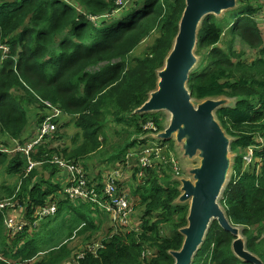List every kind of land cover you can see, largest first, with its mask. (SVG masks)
Segmentation results:
<instances>
[{
  "label": "trees",
  "instance_id": "obj_1",
  "mask_svg": "<svg viewBox=\"0 0 264 264\" xmlns=\"http://www.w3.org/2000/svg\"><path fill=\"white\" fill-rule=\"evenodd\" d=\"M252 1L237 0L228 50L218 47L228 21L204 18L195 50L203 61L191 72L188 89L197 101L235 102L216 112L233 139L235 154L220 203L233 225L242 228L247 250L264 263V152H254L262 162L253 167L245 168L244 161L249 147L258 144L256 136L264 135V40ZM185 7L186 0H0V171L19 179L0 186V202H13V207L0 210V264L175 263L170 252L182 248L180 230L187 227L189 213L186 205H176L180 183L172 180L167 166L160 172L149 168L140 178V158L128 161L127 156L151 142L142 139L149 122L163 131L161 114L134 113L157 88V74L172 50ZM92 17L99 18L97 24ZM149 37L155 38L149 52L131 58ZM237 41L256 52L252 61L234 49ZM30 106L40 109L34 123ZM52 108L61 112L53 120L57 130L33 149L29 157L39 165L26 176L28 156L8 151L16 149L15 143L27 146L32 126L40 127L54 113ZM122 125L127 136L116 129L119 141L112 143L108 133ZM173 141L164 144L173 149ZM57 158L80 167L99 192L112 172L128 169L127 177L118 180V195H126L134 208L131 222L137 230L115 224L90 202L71 200L65 194L67 182L56 178L63 172L54 162ZM130 170L139 181L134 189L127 185ZM52 206L57 208L48 218L52 220H40L39 213ZM8 220L23 229L8 230ZM53 222L58 225L52 227ZM106 223H111L107 232L93 239ZM40 226L49 235L47 241ZM88 233L84 248H70L69 241ZM65 234L68 242L63 241ZM56 239L58 248L41 257L43 244L50 247ZM233 241L213 222L193 264H246L234 255ZM96 243L100 248L94 253L89 247ZM80 254L84 257L78 260Z\"/></svg>",
  "mask_w": 264,
  "mask_h": 264
},
{
  "label": "water",
  "instance_id": "obj_2",
  "mask_svg": "<svg viewBox=\"0 0 264 264\" xmlns=\"http://www.w3.org/2000/svg\"><path fill=\"white\" fill-rule=\"evenodd\" d=\"M237 0H186L173 47L158 72L157 88L136 115L166 112L167 128L154 139L175 140L184 160L200 161L185 169L189 178H180V197L176 205L190 203L187 227L180 230L182 248L171 251L174 264H193L213 222L234 237V255L246 264H264L247 250L240 227L229 220L220 201L233 166L232 139L216 118V112L231 107V99H207L195 103L188 89L190 74L198 64L195 50L200 26L207 16L219 17L235 10Z\"/></svg>",
  "mask_w": 264,
  "mask_h": 264
},
{
  "label": "built area",
  "instance_id": "obj_3",
  "mask_svg": "<svg viewBox=\"0 0 264 264\" xmlns=\"http://www.w3.org/2000/svg\"><path fill=\"white\" fill-rule=\"evenodd\" d=\"M1 49H3L4 54L8 51L6 47H2ZM48 106L51 107L50 104H48ZM52 109L54 110V113L48 116L40 125L37 138L35 140L28 143L25 147L17 143L16 151H22L28 156V166L26 168L27 174H29L39 165V163L32 161L29 157L33 149L39 145L46 136L51 135L57 130V125H55L53 120L59 117L61 112L57 109ZM144 130L147 131V134L143 136L142 139L147 138V136H154L160 132H163L159 131L152 122H149L147 125H145ZM256 139L258 144L249 147L248 154H246L244 157L245 168L253 167L256 161L260 163L262 162V159L254 158V152L256 150L264 152V135L259 134L256 136ZM136 156L140 158L139 163L141 172L139 176L141 178L149 168L156 169L160 172L164 166H167L171 169L174 181L178 182L179 179L183 177L182 165L175 156L173 157L172 150L168 145H156L155 143H150L141 152H132L128 154L127 160L129 161ZM54 162L57 163L68 174L65 194L71 200H83L90 202L109 214L115 224L118 223L120 226L133 228L131 218L134 214V208L130 205V201L126 195H118V180L123 179L124 172L119 170L112 172L104 183L103 191L99 192L98 188L89 185L85 173L80 167L70 164L64 160H59L58 158L55 159ZM259 168L260 166L258 169ZM9 205L10 204L0 203V210H4ZM11 207L13 206L11 205ZM56 213V206H52L50 208L43 209L39 213V217L41 218L40 220H43L44 218L48 219L49 217L54 216ZM6 226L8 230H12L13 232H18L23 229V225L17 226L13 220H8L6 222ZM98 248H100V245L99 243H96L93 246H90L89 250L95 253ZM151 254L152 252H150L148 255ZM83 257L84 255L80 254L78 256V260L82 259Z\"/></svg>",
  "mask_w": 264,
  "mask_h": 264
},
{
  "label": "rangeland",
  "instance_id": "obj_4",
  "mask_svg": "<svg viewBox=\"0 0 264 264\" xmlns=\"http://www.w3.org/2000/svg\"><path fill=\"white\" fill-rule=\"evenodd\" d=\"M128 3V2H127ZM116 4L118 5V6H120V7H126V6H124L125 5V3L123 2V1H117L116 2ZM252 4L254 5V6H256L257 8H258V13H257V16L255 17V19H256V21H257V23H258V26H259V28H260V32H261V36H262V38H263V40H264V0H254V1H252ZM239 7L240 6H238L237 7V9H235V10H231V11H228V12H225V13H223L221 16H219L218 18L219 19H221V20H223V18L225 19V20H227L228 21V23L225 25V34H224V40H223V42L220 44V45H218V47L219 48H222L223 50H228V48L230 47V37L228 36V32H229V28L231 27V26H229L230 25V23L233 21V17H235L236 16V14L238 13V11H239ZM118 14H116V16H117ZM91 20L93 21V22H95L96 24L98 23V20H99V18H96V17H92L91 18ZM155 34V33H154ZM154 37H149L148 39H146V40H144L136 49H134V51L132 52V55L130 56L131 58H134V57H141V56H143V55H145V54H147L148 52H149V46L153 43V41H154ZM234 49L237 51V52H244L245 54H246V59L248 60V61H252L255 57H256V52L255 51H253V50H250L248 47H246L241 41H237L235 44H234ZM196 58L198 59V64H197V66H199L200 64H201V62L203 61V56L201 55V54H196ZM196 66V67H197ZM193 101L195 102V103H197L198 104V102H200V101H197V100H195V99H193ZM231 102H232V104H231V107L235 104V102H234V100H230ZM38 108V107H37ZM39 110L40 109H38V111L35 109V108H33L32 106H30L29 107V109L27 110L28 111V113H29V115H30V119H31V121H32V123H34L35 122V117H36V115H37V113H39ZM159 114H161V116H162V119H163V123H162V127H163V131L167 128V126H168V123H169V119H170V115L168 114V113H166V112H161V113H159ZM35 126L33 125V127L32 128H34ZM116 129H118V131L117 132H120L121 134H122V136H123V138H125L126 136H127V129L122 125V126H119V128H115L114 127V129H112V130H114V131H111V132H109L108 133V135L110 136V138H111V142L112 143H115V142H118L119 141V137L116 135V134H114L115 133V130ZM230 137V136H229ZM231 138V137H230ZM146 139V138H145ZM147 139H148V141L149 140H151V142H149L148 144H150V143H155L156 145H159V144H164L165 142H162V141H159V140H156V139H154V137H152V136H147ZM232 139V138H231ZM139 140H141V139H139ZM174 140V139H173ZM233 140V139H232ZM147 141V142H148ZM173 143H174V148L173 149H171L172 150V155H173V157L175 156L176 157V159L177 160H179V162H180V164L182 165V168H183V177L182 178H189V176H188V174H187V172L185 171V169L186 168H188V167H193V166H199L200 165V161L199 160H196V161H188L187 159L186 160H184L183 159V157H182V153H181V151L179 150V148L176 146V142H175V140L173 141ZM54 144H57L56 142L54 143ZM142 143H141V141H139V143H138V145H141ZM148 144H145V145H148ZM15 145L17 146V143H15ZM164 145H167V144H164ZM18 148V147H17ZM8 153L9 154H25V153H23L22 151H16V149H13V150H11V149H9V151H8ZM26 155V154H25ZM27 157V156H26ZM98 158H99V155L97 156ZM232 158H233V164H234V158H235V154H233L232 153ZM89 159H90V157H88L87 159L85 158V160H87L86 162L87 163H89L90 161H89ZM93 162L94 163H97V159L94 157L93 158ZM80 165H84L82 162H80ZM62 169V168H61ZM88 169H89V167H88ZM133 169V168H132ZM131 169V170H132ZM96 172H95V174L96 175H98L99 174V172H100V167H97L96 169ZM127 170L128 169H126L125 171H124V175H125V178L127 177V175H128V173H127ZM130 170V171H131ZM42 171V172H41ZM41 174L44 172V170L43 169H41L40 171H39ZM231 174H233V171H232V169H231V172H230V176H229V181H230V178H231ZM25 175L27 176L28 174L27 173H25ZM62 174L61 173H59L58 175H57V179L58 180H60L61 178H62ZM64 177V176H63ZM140 177V176H139ZM124 178V179H125ZM141 178V177H140ZM68 178H66V180H67ZM17 180H19L18 178H17ZM172 180L174 181V179L172 178ZM67 182V181H66ZM16 183V181H14L13 182V178L11 177V176H7V175H5V172L4 171H0V186H2V185H6V186H8V185H14ZM138 183H139V181L138 180H134L133 179V172L131 171V175H130V177H128L127 178V185L128 186H130V187H132L133 189L135 188V187H137V185H138ZM66 185H67V183L65 184V187H66ZM134 200V199H133ZM0 203H3V204H10L9 206H7V207H11V205L13 204V202H12V200H6V201H2V202H0ZM134 204H137V200H134V202H133ZM186 206L187 207H189L190 206V203H187L186 204ZM6 207V208H7ZM5 208V209H6ZM138 210V209H137ZM49 220V219H48ZM50 220H52V219H50ZM49 220V221H50ZM47 220H45V221H43V222H45V223H43V224H47L48 222H46ZM52 225V227H55L56 225H58V222H53V224H51ZM110 225H111V223L109 224V223H106V224H104V225H102L101 226V228H102V231H99L94 237H93V239L94 238H97V237H99V235L100 236H103V234L105 233V232H107V229L110 227ZM131 230L132 231H136L137 229H133V228H131ZM241 230H242V228H241ZM39 232H42V234L44 235V239L46 238V241L48 240V238H47V236H49V235H47V234H45L46 233V229L44 228V226H40V228H39V230H38ZM243 234V233H242ZM88 235H90L89 233L88 234H86L85 236H82V237H76L75 239H73L72 241H69L68 242V234H65V237H63V241L64 242H68L69 243V246H70V248H77V247H79V248H84V244L86 243V242H82V239H85ZM242 237H244V235L242 236ZM245 238V237H244ZM246 239V238H245ZM61 242H60V239H56L55 240V242H54V244L52 245V246H50V247H46L45 246V244H43V246L45 247V250H44V252H42L41 253V257H45V256H47V255H49V253H50V251H52L53 249H57L58 248V245L60 244ZM87 244V243H86ZM88 246V245H87ZM67 264V263H66ZM73 264H75V263H73Z\"/></svg>",
  "mask_w": 264,
  "mask_h": 264
},
{
  "label": "crops",
  "instance_id": "obj_5",
  "mask_svg": "<svg viewBox=\"0 0 264 264\" xmlns=\"http://www.w3.org/2000/svg\"><path fill=\"white\" fill-rule=\"evenodd\" d=\"M34 126H35V127L32 128V136H31V139H30L31 141H30V142H32L33 140H35V139L37 138V134H38L39 126L36 127L35 124H34ZM32 127H33V126H32ZM30 130H31V129H30ZM30 142H29V143H30ZM75 166H76V165H75ZM62 170H63V169H62ZM61 174H62L65 178L62 176V178H61L60 180H61V181H62V180L67 181V180H68V179L66 180V178H68V174H67V172H66L65 170H63V172L61 171ZM11 177H12V176H11ZM12 178H13V182L17 180V177H12ZM65 181H62V182L65 183Z\"/></svg>",
  "mask_w": 264,
  "mask_h": 264
}]
</instances>
